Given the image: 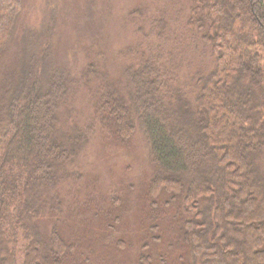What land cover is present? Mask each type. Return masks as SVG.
I'll list each match as a JSON object with an SVG mask.
<instances>
[{"label":"trees","instance_id":"obj_1","mask_svg":"<svg viewBox=\"0 0 264 264\" xmlns=\"http://www.w3.org/2000/svg\"><path fill=\"white\" fill-rule=\"evenodd\" d=\"M24 6L0 0V53ZM54 16L22 24L19 59L0 73V264H62L71 248L57 220L48 235L38 221L88 139L48 52ZM187 24L212 65L186 91L151 59L129 66L132 111L114 109L118 133L126 138L135 117L154 166L150 193L181 196L189 252L179 264H264V0H193Z\"/></svg>","mask_w":264,"mask_h":264},{"label":"rangeland","instance_id":"obj_2","mask_svg":"<svg viewBox=\"0 0 264 264\" xmlns=\"http://www.w3.org/2000/svg\"><path fill=\"white\" fill-rule=\"evenodd\" d=\"M192 1L24 0L14 39L0 53V73L19 59L14 42L22 24H39L55 14L48 52L67 73L70 120L88 136L66 163L71 175L55 184L54 210H44L38 220L43 235L57 220L61 237L71 245L62 264L187 259L181 196L150 193L154 166L145 135L133 117L129 135L121 138L113 111L120 104L130 106L127 69L142 58L155 61L184 91L192 87L194 73L212 65L198 33L187 24Z\"/></svg>","mask_w":264,"mask_h":264}]
</instances>
